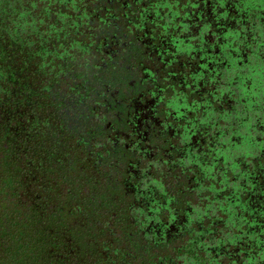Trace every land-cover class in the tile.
<instances>
[{
  "label": "trees",
  "instance_id": "1",
  "mask_svg": "<svg viewBox=\"0 0 264 264\" xmlns=\"http://www.w3.org/2000/svg\"><path fill=\"white\" fill-rule=\"evenodd\" d=\"M59 1L0 0V264H182L181 161L130 172L150 165L108 136L118 83Z\"/></svg>",
  "mask_w": 264,
  "mask_h": 264
},
{
  "label": "flooded vegetation",
  "instance_id": "2",
  "mask_svg": "<svg viewBox=\"0 0 264 264\" xmlns=\"http://www.w3.org/2000/svg\"><path fill=\"white\" fill-rule=\"evenodd\" d=\"M247 1L246 6L245 0L230 1L231 4L226 2L227 14L232 19H238L239 15L245 19L246 12L248 15L261 9L263 11L259 18L264 27V8H260L255 0L256 3ZM59 2L65 8V16L74 19L69 21L71 25L83 31V48L89 54L90 61L105 70L102 74L106 80L118 83L111 92L105 112H102L109 116L107 126L112 132L108 136L115 146L122 144L136 154L135 160H145L150 165L147 172L136 168L130 172L151 178L156 163L165 161L169 168L174 162L181 161L182 176L177 179L178 183H182V189H188L182 190V264H264V254L260 250L264 240V214L259 212L261 209L258 207L252 213L255 222L252 229L259 228L262 233L258 234L262 239L258 247L250 250L245 243L246 235L251 234L248 231L252 218L249 207L255 201L244 194L252 186L257 187L254 181L255 184L249 181L256 168L255 171L243 170L246 181L252 186H247L242 195L229 189L228 170L220 177H212L197 168L200 160L193 155L192 146L198 131L191 129L194 121L186 119L185 115L195 110L197 103L192 101L187 105L182 102L183 85L200 86L202 79L212 73L215 81L226 82V89L230 90L229 94H234L237 106L242 105L238 108L239 112L258 101L262 105L255 111L264 110V55L261 54L264 53V40L255 43L252 51L259 53L253 61L237 57L235 48L227 44L222 45L220 53L215 54L211 52L216 44L211 42L201 47L196 43L182 44V0ZM237 4L242 8L240 14L235 9ZM72 10H76V13ZM262 34L264 36V30ZM198 55L202 57L199 56L197 60L195 56ZM182 58L194 67L190 73L182 68ZM241 74L244 76L242 80L238 78ZM236 82L238 85L235 86ZM187 94L193 97L194 91ZM230 113L233 115V125H236L235 113L238 112L231 110ZM240 120L237 127L247 126L249 129V117ZM245 137L239 148L233 145L230 154L239 149L250 152L252 144L249 145ZM254 148L262 153L258 158L263 159L264 145H255L251 151ZM217 160L219 164L222 161L220 158ZM236 162L242 165L240 160L235 159ZM197 180L206 184L204 192L194 190L197 187L193 184ZM212 199L218 205L216 208Z\"/></svg>",
  "mask_w": 264,
  "mask_h": 264
},
{
  "label": "rangeland",
  "instance_id": "3",
  "mask_svg": "<svg viewBox=\"0 0 264 264\" xmlns=\"http://www.w3.org/2000/svg\"><path fill=\"white\" fill-rule=\"evenodd\" d=\"M230 1L238 2L241 0H182V44L196 43L201 47L211 42L212 44H216V47L212 48V54L220 53L223 47L222 45L227 44L235 48L237 57L242 56L248 61H253L259 53L255 50L252 51L254 47H256L255 43L264 40L262 34L264 27L259 18L263 10L260 9L259 12L254 11L253 14L250 12L248 15L246 12L245 19H241V15L239 14L242 8L237 4L235 9L239 11V14H237L239 18L232 19L229 17V14H227L228 11L226 10V2L231 4ZM232 15L233 14L230 16ZM232 21L234 22L231 23ZM225 22L229 24H225ZM202 39L203 42H201ZM200 42L201 45L199 44ZM261 54L264 55V53ZM199 56L202 57V55H198L195 56V58L198 60ZM186 62L187 59L182 58V68L190 73L191 70H194V67L190 62ZM213 77L212 73H208L207 77L202 79V85L194 86L192 84L190 86H182V102L184 101L187 105L192 101L197 103L195 110L185 113L187 116L186 119L194 121L192 123L194 125L191 129L198 131L196 139L193 140L195 143H193L192 151L193 155H196V159L198 161L200 160L197 164V168H201L202 172L206 171L207 175L220 177L221 174L223 175V173L228 170L226 173L229 176V189H231L232 192L236 191L237 195L244 194L243 191L248 189L247 186H252L251 183H256L257 187L252 186L251 189L248 190V193L244 194L255 201H252L253 205L251 204V207H249V216L252 217L251 222L249 224L247 222L248 231L250 230L249 233L251 234L250 236L246 235L245 238V243L248 246L247 249L250 250L254 247H258L259 240L262 239L261 235L259 236L258 234L262 233V231L259 232V228L252 229L254 228L253 223H255L252 213L256 212V207H258L261 209L259 212L264 214V158H258V156L261 157L262 153L260 154L257 152L255 148L250 152L239 149L238 152H233L234 154H230L229 150L233 148V145H236V149L239 148V144L244 141L243 138L245 134H247L245 139L249 145L250 143L260 146L264 145V110L255 111L257 107L262 105V102L258 101L257 104L250 106L246 110L242 108L239 112L238 108H241L242 105L240 104L237 106L238 103L234 94H229L230 90L226 89V82H220V80L215 81ZM236 85H238L237 82L235 83V86ZM190 88L194 89H191V91H194L193 97L187 94H190ZM195 90L197 92H195ZM242 101H244L243 97ZM231 110L238 112L235 113V115H237L235 119L236 125H233V115L231 116L230 113ZM245 116H247V119L249 117L250 122L248 127L250 131L247 126L246 128L245 126H243V128L237 127V125H239L238 122L241 121L240 118H244ZM226 125L227 128L224 129ZM186 141L189 142V140ZM255 151L257 153H255ZM217 158H220L224 162L221 161L219 164ZM235 159L240 160L242 165L238 162L234 163ZM256 162H258V164H256ZM231 165L234 167L236 166V169H234V167L231 168ZM255 168L256 172L253 173V178L249 180L251 181V183H249L246 181L247 179H245L242 172L244 169L255 171ZM230 170H232L231 173ZM258 170L260 171L259 173H257ZM245 181L247 185H245ZM193 185L197 187L194 188L196 192H204L206 185L204 182H199L197 180ZM186 188L182 190H188ZM190 188L191 187H189V189ZM217 191L221 192V190H216V192ZM211 201L214 203V208H216L218 205L213 199ZM261 244H263L264 247L263 239Z\"/></svg>",
  "mask_w": 264,
  "mask_h": 264
}]
</instances>
